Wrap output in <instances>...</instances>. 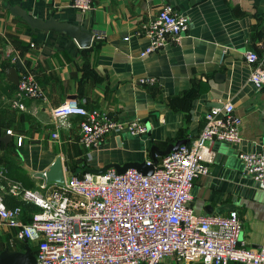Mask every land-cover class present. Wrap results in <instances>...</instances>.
<instances>
[{
  "label": "crops",
  "instance_id": "0c3cea01",
  "mask_svg": "<svg viewBox=\"0 0 264 264\" xmlns=\"http://www.w3.org/2000/svg\"><path fill=\"white\" fill-rule=\"evenodd\" d=\"M71 1L0 0V137H8L0 142L4 177L36 188L42 180L35 174L55 157L64 176L107 163L147 161L151 145L163 149L178 140L190 141L213 102H230L240 117V141L209 145L212 159L207 173L192 181L189 206L200 215H224L234 209L241 246L263 244L264 191L255 188L237 154L264 148V87L250 83L251 67L242 57L253 51L264 68V0H91L87 12L73 8ZM15 5L31 17L52 16L82 26L92 33L89 47L80 48L52 30L31 31L11 14ZM163 6L185 16L188 31L178 45L140 58L138 53L147 45L141 25ZM16 61L34 74L43 91L42 99H23L21 110L10 106V83L4 75ZM148 78L153 79L151 85L138 82ZM69 99L104 110L120 122L139 120L146 132L111 131L99 146L86 149L77 141L79 117L68 116L69 125L52 138L50 107ZM1 195L6 206L18 200ZM23 202L29 216L35 206ZM14 234L15 228L0 222V250H21L27 244L34 254L35 244Z\"/></svg>",
  "mask_w": 264,
  "mask_h": 264
},
{
  "label": "built area",
  "instance_id": "2783aa9c",
  "mask_svg": "<svg viewBox=\"0 0 264 264\" xmlns=\"http://www.w3.org/2000/svg\"><path fill=\"white\" fill-rule=\"evenodd\" d=\"M71 6L87 12L91 0H72ZM188 26L185 16L163 6L141 25L147 45L138 56L144 58L178 45ZM242 57L251 67L250 83L264 87L261 59L250 50ZM138 82L151 85L153 79ZM42 98L34 74L24 70L9 103L21 110L23 99ZM49 112L54 121L52 138L57 137L60 127L69 125L68 116H78L77 141L86 149L99 146L111 131L125 129L131 135L146 132L139 120L120 122L104 110L85 108L73 99L51 106ZM239 125L240 117L230 102L209 107L197 135L159 156L150 175L134 169L118 173L108 167L102 173H68L62 183L41 182L36 188H27L19 180L6 179L0 171V222L15 228L16 239L35 244L34 264H180L194 260L203 264H264V243L257 248L241 246V225L234 209L224 215H200L189 206L192 181L207 173L212 159L209 145L214 141L238 143ZM20 139L18 136L17 142ZM237 157L255 188L264 191V148L239 152ZM1 192L37 209L23 217L19 205L6 206Z\"/></svg>",
  "mask_w": 264,
  "mask_h": 264
},
{
  "label": "water",
  "instance_id": "95a60500",
  "mask_svg": "<svg viewBox=\"0 0 264 264\" xmlns=\"http://www.w3.org/2000/svg\"><path fill=\"white\" fill-rule=\"evenodd\" d=\"M10 12L13 16L20 18L28 28L32 30L46 32L52 30L56 33H62L67 37L73 39V41L80 48H87L90 45L92 39V33L88 32L80 25H73L63 21H58L52 16L43 20L41 18L31 17L19 6L15 5L10 8ZM24 69L19 61H16L14 66L6 68L4 75L7 81L16 85L18 80V73H23ZM212 106H220V104L213 102ZM7 136H1L0 142H7ZM185 141H175L174 143H168L163 149H158L155 145H151L149 148L150 163L147 164L146 160L141 161H127L122 164L107 163L99 168L85 167L82 171L90 173H102L108 167H113L118 173H122L127 169H134L142 175H150L152 173V165L156 163L157 157L167 154L169 151H173L178 145ZM42 180L43 184L47 183H62L64 179L63 168L61 166L60 159L55 157L46 169L37 172L35 174ZM35 257L31 252L27 244L23 246L21 250H0V264H34Z\"/></svg>",
  "mask_w": 264,
  "mask_h": 264
},
{
  "label": "trees",
  "instance_id": "16d2710c",
  "mask_svg": "<svg viewBox=\"0 0 264 264\" xmlns=\"http://www.w3.org/2000/svg\"><path fill=\"white\" fill-rule=\"evenodd\" d=\"M8 92H11L14 90L15 86L12 85V84H9V87H8ZM25 202H23L22 200H15L13 201L12 205L11 206H14V205H19L20 208H21V212H22V216L23 217H29L27 215V211H25L24 207H22V205L24 204ZM31 204V203H30ZM10 207V206H9ZM37 208L35 207V209L33 211H35Z\"/></svg>",
  "mask_w": 264,
  "mask_h": 264
}]
</instances>
